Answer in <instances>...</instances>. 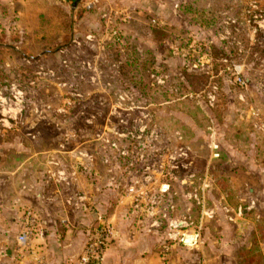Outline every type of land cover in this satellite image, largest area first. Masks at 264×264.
Instances as JSON below:
<instances>
[{
	"label": "rangeland",
	"instance_id": "rangeland-1",
	"mask_svg": "<svg viewBox=\"0 0 264 264\" xmlns=\"http://www.w3.org/2000/svg\"><path fill=\"white\" fill-rule=\"evenodd\" d=\"M87 1L0 4V262L25 264L51 223L85 229L83 250L105 225L107 249L123 230L196 264H249L264 0Z\"/></svg>",
	"mask_w": 264,
	"mask_h": 264
},
{
	"label": "crops",
	"instance_id": "crops-1",
	"mask_svg": "<svg viewBox=\"0 0 264 264\" xmlns=\"http://www.w3.org/2000/svg\"><path fill=\"white\" fill-rule=\"evenodd\" d=\"M37 1L0 0V4L11 2L34 4ZM31 8L30 17L32 15L39 17L43 14L45 7L33 6ZM21 15H24L21 17L26 19L25 11ZM62 223H66V220H62ZM54 225L49 223V228L34 241L35 250L32 251L34 255L27 256L28 260L25 264H39L34 261L37 254L38 258H43L42 264H68L70 260L81 254L85 242L83 231L85 229H75L74 226L65 224L59 230ZM193 243L189 242L187 245ZM168 249L169 252L163 254L157 249L156 241L138 235L130 238L125 236L122 230L117 234L115 242L106 249L99 264H196L195 254L181 244L171 242ZM0 264H11V262L4 261ZM249 264H264V236H257L256 248L249 252Z\"/></svg>",
	"mask_w": 264,
	"mask_h": 264
},
{
	"label": "built area",
	"instance_id": "built-area-1",
	"mask_svg": "<svg viewBox=\"0 0 264 264\" xmlns=\"http://www.w3.org/2000/svg\"><path fill=\"white\" fill-rule=\"evenodd\" d=\"M99 0H88L86 9L91 10ZM115 231L111 226L101 225L94 231L93 236L87 242L83 252L68 264H99L105 255L109 242L113 239ZM29 241V233H22L18 238L20 245H26Z\"/></svg>",
	"mask_w": 264,
	"mask_h": 264
},
{
	"label": "water",
	"instance_id": "water-1",
	"mask_svg": "<svg viewBox=\"0 0 264 264\" xmlns=\"http://www.w3.org/2000/svg\"><path fill=\"white\" fill-rule=\"evenodd\" d=\"M188 242H189L188 238H185V239H184V243H185V244H188Z\"/></svg>",
	"mask_w": 264,
	"mask_h": 264
},
{
	"label": "trees",
	"instance_id": "trees-1",
	"mask_svg": "<svg viewBox=\"0 0 264 264\" xmlns=\"http://www.w3.org/2000/svg\"><path fill=\"white\" fill-rule=\"evenodd\" d=\"M75 1H77V0H75Z\"/></svg>",
	"mask_w": 264,
	"mask_h": 264
},
{
	"label": "bare ground",
	"instance_id": "bare-ground-1",
	"mask_svg": "<svg viewBox=\"0 0 264 264\" xmlns=\"http://www.w3.org/2000/svg\"><path fill=\"white\" fill-rule=\"evenodd\" d=\"M189 243V242H188Z\"/></svg>",
	"mask_w": 264,
	"mask_h": 264
}]
</instances>
